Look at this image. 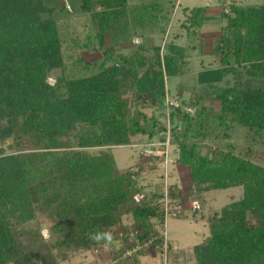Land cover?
<instances>
[{
    "label": "trees",
    "instance_id": "obj_1",
    "mask_svg": "<svg viewBox=\"0 0 264 264\" xmlns=\"http://www.w3.org/2000/svg\"><path fill=\"white\" fill-rule=\"evenodd\" d=\"M184 9L186 25L195 33L204 24L207 7ZM230 10L232 14H222L230 34L220 40L224 68L206 73L207 82L222 80L233 62H245L262 84L218 89L214 117L224 143L207 154L193 140L210 132L204 126L203 118L210 114L202 95L191 101L199 106L195 116L176 108L169 117L171 147L178 152L173 165L189 171L186 185L174 182L170 189L185 208L210 190H243L240 198L209 218V233L194 247L193 264H264V164L250 155L253 146L241 152L229 141L234 124L248 129L253 138H264V6L232 4ZM72 11L90 15L97 30L92 38L100 45L107 33L125 43L133 29L167 20L162 0L132 8L129 0H0V264H39L16 233L38 218L45 222L40 227L47 225L49 245L60 260L105 243L91 238L97 232L111 233L108 247L117 248L112 260L124 252L129 231H139L140 240L162 233L158 202L163 181L151 190L141 178L151 159L138 147L141 166L121 169L112 149L130 147L137 135L164 138L167 128L160 117L170 93L166 78L182 73L185 50L171 43L162 58L160 46H154L151 57L144 58V43L124 59V70L90 62L81 53L75 58L63 51L57 18ZM54 69L62 74L52 85L48 77ZM128 89L159 106L160 114H131L124 97ZM138 193L146 195L141 202L134 198ZM125 216L131 219L128 227ZM162 244L160 236L151 250L122 264H142L140 257L150 252L164 258Z\"/></svg>",
    "mask_w": 264,
    "mask_h": 264
},
{
    "label": "rangeland",
    "instance_id": "obj_2",
    "mask_svg": "<svg viewBox=\"0 0 264 264\" xmlns=\"http://www.w3.org/2000/svg\"><path fill=\"white\" fill-rule=\"evenodd\" d=\"M151 0H129V8L138 4L149 2ZM163 13L167 14V20L162 21L157 26L147 27L144 29H133L132 34L127 38L125 43H119L111 33L105 36V43L100 45L94 37L96 25L93 24L90 15L81 12H70L57 15L58 25L60 28L59 38L64 43L63 51L75 56L77 53L83 54L88 61L99 64L106 62L107 67L118 66L120 70L125 69L124 59H130L134 56L136 46L145 45L147 50L141 52V56L149 58L152 55V48L160 46V55L166 54L168 45L171 43L184 48V54L181 57L183 61L182 73L178 76L166 78V87L169 90L170 97H177L179 100H185L187 103L195 100L197 96L204 97V105L208 108L210 118H203L204 126L210 130L209 134L204 137L197 136L193 140L200 143L203 153L220 149L222 139V129L218 125L214 114L219 110V101L217 91L221 88L232 85L259 86L261 80L255 75L250 74V63L240 62L231 64L230 70L222 80L217 82H207L208 72L220 71L224 68L220 61V40L223 35L230 36L225 28L223 13L232 14L230 6L238 4L245 7L264 6V0H162ZM197 7H207L206 18L201 28H195V33L189 30L186 25V16L184 8L193 9ZM71 11L72 6L68 4ZM163 28L165 32H163ZM177 38V39H175ZM130 41V43H129ZM117 42V45L115 43ZM113 47L114 52H106L105 48ZM110 56V57H108ZM110 58V59H107ZM106 60V61H105ZM228 68V67H226ZM60 69H54L48 77V82L52 85L56 83V78L61 75ZM204 74V75H203ZM203 75V76H202ZM207 83H200L201 79ZM209 78V77H208ZM129 101L131 114L142 112L151 118L154 113L160 114L159 106L145 98L137 97L134 89H128L124 96ZM199 106H197V111ZM162 110V109H160ZM165 110V108H164ZM159 111V112H158ZM197 113V112H196ZM195 113V114H196ZM160 117L161 123L171 132L172 123L167 114ZM151 128L153 122H150ZM164 133H161V136ZM231 139L229 141L236 144L238 151H246V148L253 146L251 156L261 164H264V138L252 137V133L242 126L232 125L230 130ZM165 137V135H163ZM219 136V138H218ZM157 138V137H156ZM164 139V138H163ZM162 139V140H163ZM157 139L150 140L147 135H137L131 138V144H146L155 142ZM255 141V142H254ZM139 150L134 146H116L112 149L117 166L121 169L127 167L141 166L137 155ZM141 150V149H140ZM173 150V151H172ZM172 152H174L172 154ZM175 145L170 149V157L174 160L177 157ZM152 162L145 163L142 167V182L148 185V189H155L163 172L160 159L154 158ZM137 164V165H136ZM135 165V166H134ZM176 170V166L170 164V182H177L180 185H186L189 178V171L185 167ZM137 169V168H136ZM193 194V191H192ZM243 194L242 189L228 190H210L203 194V197L197 198L202 205V212L193 214L189 211L183 212L179 217H169L167 223V238L170 242L169 263L170 264H193L194 252L196 245L200 244L209 233V218L215 212H220L223 207L227 206L232 200L240 198ZM128 216V215H127ZM124 217L126 226H130L131 219ZM45 223L42 218L30 221L23 227L17 229L16 233L25 249L39 262V264H110L113 252L116 247L105 248V243L95 247L90 253L71 254L65 260L57 258L53 249L49 245L50 233L47 225L40 227ZM124 224V225H125ZM126 227V228H127ZM124 227V230L127 231ZM96 250L98 252H96ZM156 252V251H155ZM148 257H140L139 262L142 264H163L164 258L158 253H147Z\"/></svg>",
    "mask_w": 264,
    "mask_h": 264
},
{
    "label": "built area",
    "instance_id": "obj_3",
    "mask_svg": "<svg viewBox=\"0 0 264 264\" xmlns=\"http://www.w3.org/2000/svg\"><path fill=\"white\" fill-rule=\"evenodd\" d=\"M176 108H182L185 113L190 114L192 116H195V113L197 112V105L191 103L183 105L182 100H179V98L177 97H170V95L167 94L166 114L168 118L170 117L171 110ZM171 144L172 136L170 130H168L163 140L157 139L155 140V142L131 145L137 148H141L140 152L145 158L152 160L154 158L159 157V162L162 165L163 172L162 176H160V179H162L163 181V187L161 190V199L158 202L160 208V216L158 220L160 222L159 227L162 228V233L160 234V236L163 237V264H168L169 260L168 252L170 249V242L167 238L166 231L169 217H179V214L182 211H189L193 214H199L202 210V205L198 200H192L189 208H185L182 198L178 197L177 195H174L171 192V175L169 172V166L170 164H174L176 162V160H173L170 157ZM134 198L137 202H141L146 198V195L144 193H138L135 195ZM139 234L140 232L137 230H132L128 232L129 239L125 243L124 252L117 258H114V260L111 259L110 264H122L126 260V258L132 257L138 252L151 250L153 243L160 238L159 235H152L151 237L149 236L148 239L140 240L137 237V235ZM96 252L98 251L96 250Z\"/></svg>",
    "mask_w": 264,
    "mask_h": 264
},
{
    "label": "clouds",
    "instance_id": "obj_4",
    "mask_svg": "<svg viewBox=\"0 0 264 264\" xmlns=\"http://www.w3.org/2000/svg\"><path fill=\"white\" fill-rule=\"evenodd\" d=\"M91 238L96 242L106 241L105 248H107L108 244L112 241V235L109 232H97L96 234L92 235Z\"/></svg>",
    "mask_w": 264,
    "mask_h": 264
},
{
    "label": "crops",
    "instance_id": "obj_5",
    "mask_svg": "<svg viewBox=\"0 0 264 264\" xmlns=\"http://www.w3.org/2000/svg\"><path fill=\"white\" fill-rule=\"evenodd\" d=\"M142 257H148V256H141V258H142Z\"/></svg>",
    "mask_w": 264,
    "mask_h": 264
}]
</instances>
